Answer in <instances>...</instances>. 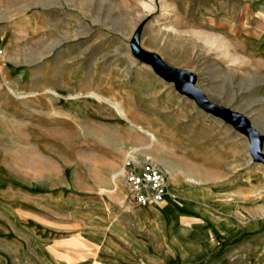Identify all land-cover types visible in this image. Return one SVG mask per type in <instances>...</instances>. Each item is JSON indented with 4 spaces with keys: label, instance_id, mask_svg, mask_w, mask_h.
Wrapping results in <instances>:
<instances>
[{
    "label": "rangeland",
    "instance_id": "rangeland-1",
    "mask_svg": "<svg viewBox=\"0 0 264 264\" xmlns=\"http://www.w3.org/2000/svg\"><path fill=\"white\" fill-rule=\"evenodd\" d=\"M260 4L261 0L80 1V13L88 14L89 25L93 24L94 43L88 54L78 57L79 80L73 96L49 88L38 97L29 93L34 98H17L8 91L7 82L18 78L5 72L34 70L45 63L64 66L69 56L36 54L45 53L42 48L28 49L24 55L3 53L0 262L4 255L22 256L33 244H41L52 252L54 264H118L122 259L133 264H264V248L249 244L263 236L264 217L256 221V231L242 227L226 236L215 234L213 250L189 263L181 262L178 250L170 255L161 248L158 261L140 246L138 254L136 245L148 243L144 232L137 243L131 232L97 218L105 203L111 209L117 206L115 201H122L123 208L133 207L126 199L122 176L123 159L130 149L138 150L139 160L159 167L169 182L171 167L188 179H198L204 174L199 166L212 162L211 155H219L230 144L237 145L240 157L249 159L247 138L178 92L175 83L138 51L191 73L195 87L210 104L241 114L264 135V21L262 12L256 11ZM214 19L233 28L214 30ZM22 90L13 92L21 95ZM111 102L119 105L125 118ZM137 127L155 138L156 159L144 152L149 138ZM258 168L264 178V166ZM187 186L189 192H198L212 184ZM262 187L256 195L258 203L264 202V183ZM157 225L153 231L161 237ZM31 264L39 263L33 259Z\"/></svg>",
    "mask_w": 264,
    "mask_h": 264
},
{
    "label": "crops",
    "instance_id": "crops-1",
    "mask_svg": "<svg viewBox=\"0 0 264 264\" xmlns=\"http://www.w3.org/2000/svg\"><path fill=\"white\" fill-rule=\"evenodd\" d=\"M80 1L83 0H0L2 56L3 53L9 52L13 55H24L28 49L42 48L46 49L45 53L42 51L36 54H61L70 57L64 66L45 63L38 64L34 70L5 71L9 76L18 78L12 83L6 81L10 87H7L8 91L22 87L24 94L35 93L38 94L36 97L45 93L42 92L43 89L49 88L69 93L71 96L77 93L78 57L88 54L94 43L93 24L89 25L88 14L80 13ZM258 10L262 12L263 24L264 0L257 5L256 11ZM212 23L214 30L221 29L222 26L227 30L233 28L231 25H223V22L217 19L212 20ZM241 154L236 144H230L223 151L220 149L219 155H211L212 162L199 166L204 176L198 179L191 176L188 179L181 171L171 167L173 174L170 175V182L166 177L168 193L162 202L123 208L122 201H115L117 203L113 204L117 206L112 209L107 208L105 203L97 218L102 217L103 223L109 227L113 225L117 226L119 231L127 234L131 232L134 242L137 243L144 232L148 243L143 240L144 244H137V251L138 254H141V251L146 252L151 260L158 261L161 248H166L170 255L178 250L176 254L182 259L181 262L200 261L213 250L215 234L226 236L228 233L242 230V227L256 231L259 228L256 221L264 217V202L258 203L256 197L262 191L264 183L262 170L258 168L261 164L251 162L250 157H240ZM194 183H211L212 186L202 187L198 192H189L190 186L187 185ZM172 191L177 197L173 196ZM157 224L161 237L153 231ZM144 227V231L139 232ZM167 233L168 243L165 239ZM192 233L195 235L192 236ZM260 234L263 236L259 240L249 242L251 247L254 245L264 248V228ZM47 249V245L33 244L22 252V256L4 255L0 264H31L33 259L39 264L56 263L52 252ZM164 256L166 257V254L161 257L164 259ZM171 260L169 258V261ZM119 261L118 264H133L132 260Z\"/></svg>",
    "mask_w": 264,
    "mask_h": 264
},
{
    "label": "water",
    "instance_id": "water-1",
    "mask_svg": "<svg viewBox=\"0 0 264 264\" xmlns=\"http://www.w3.org/2000/svg\"><path fill=\"white\" fill-rule=\"evenodd\" d=\"M138 53L149 60L156 71L163 77L167 80H172L178 92L193 100L204 112L230 125L239 134L247 138L249 143L248 154L251 161L264 166V153H262L264 135L255 131L244 116L229 109L210 104L204 93L195 87L196 79L191 73L168 66L157 55L147 53L143 50H139Z\"/></svg>",
    "mask_w": 264,
    "mask_h": 264
},
{
    "label": "built area",
    "instance_id": "built-area-1",
    "mask_svg": "<svg viewBox=\"0 0 264 264\" xmlns=\"http://www.w3.org/2000/svg\"><path fill=\"white\" fill-rule=\"evenodd\" d=\"M133 155L134 152L128 150L122 164L129 203L133 206H147L162 202L168 193L166 176L151 162L135 161Z\"/></svg>",
    "mask_w": 264,
    "mask_h": 264
},
{
    "label": "bare ground",
    "instance_id": "bare-ground-1",
    "mask_svg": "<svg viewBox=\"0 0 264 264\" xmlns=\"http://www.w3.org/2000/svg\"><path fill=\"white\" fill-rule=\"evenodd\" d=\"M9 92H11L12 93V95H14L15 97H19V98H28V97H32V95L31 94H29V95H25V94H21V95H18V94H15L14 92H13V90H11V89H9ZM94 97H96V98H98V99H100L99 97H98V95L97 94H95V93H93L92 94ZM89 96V95H88ZM17 97V98H18ZM90 97H92V96H90ZM102 101H104V100H102ZM110 105H112L113 107H114V109H116L117 111H118V114H120L121 116H122V118H125V116H124V114H123V112H122V110L120 109V107H119V105L117 104V103H115V102H111V103H109ZM120 116V117H121ZM141 134H143V135H145V136H147L149 139V143L147 144V145H145V146H143V150H144V152H146V154H148V155H151L152 157H153V154H152V148L154 147L153 146V143H154V141H155V138L153 137V135L151 134V133H149L148 131H146V130H144V129H142V128H140V127H137L136 128ZM141 149V148H140ZM131 151H133L134 152V159H135V161H138L139 159L137 158V156H136V154H138L137 153V151L138 150H136V149H130ZM158 155V154H157ZM160 156V155H159ZM158 156V157H159ZM157 157V156H156ZM160 157H162V156H160ZM125 158V157H124ZM154 158V157H153ZM154 159H156V158H154ZM123 161H124V159H123ZM139 161H141V162H144V161H148V160H139ZM157 161H158V163H160L161 164V166L162 167H166V162L164 163L163 161H160L159 159H157ZM148 162H150V161H148ZM152 163V162H151ZM153 164V163H152ZM155 165V164H154ZM156 166V165H155ZM159 168V167H158ZM168 168V167H167ZM165 169V168H164ZM169 169V168H168ZM168 169H166L167 171H169L170 172V169L168 170ZM164 175H165V173L162 171V170H160ZM168 173V172H167ZM166 176V175H165ZM167 177V176H166ZM167 183H168V181H167Z\"/></svg>",
    "mask_w": 264,
    "mask_h": 264
}]
</instances>
